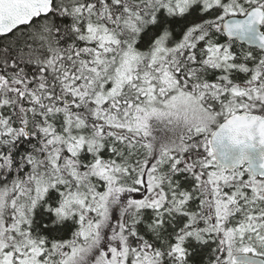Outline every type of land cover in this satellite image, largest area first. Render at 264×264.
<instances>
[{
  "label": "snow or ice",
  "instance_id": "obj_1",
  "mask_svg": "<svg viewBox=\"0 0 264 264\" xmlns=\"http://www.w3.org/2000/svg\"><path fill=\"white\" fill-rule=\"evenodd\" d=\"M0 264H264V0H0Z\"/></svg>",
  "mask_w": 264,
  "mask_h": 264
},
{
  "label": "trees",
  "instance_id": "obj_2",
  "mask_svg": "<svg viewBox=\"0 0 264 264\" xmlns=\"http://www.w3.org/2000/svg\"><path fill=\"white\" fill-rule=\"evenodd\" d=\"M150 128L154 137L158 140L171 137L173 132L171 131V126H166L165 121H159L155 118L149 121Z\"/></svg>",
  "mask_w": 264,
  "mask_h": 264
},
{
  "label": "clouds",
  "instance_id": "obj_3",
  "mask_svg": "<svg viewBox=\"0 0 264 264\" xmlns=\"http://www.w3.org/2000/svg\"><path fill=\"white\" fill-rule=\"evenodd\" d=\"M181 110H183V109H181ZM190 115H191V113H190Z\"/></svg>",
  "mask_w": 264,
  "mask_h": 264
}]
</instances>
